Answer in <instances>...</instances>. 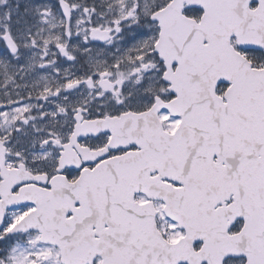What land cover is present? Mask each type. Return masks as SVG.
Masks as SVG:
<instances>
[{"label": "snow or ice", "instance_id": "6c2138e0", "mask_svg": "<svg viewBox=\"0 0 264 264\" xmlns=\"http://www.w3.org/2000/svg\"><path fill=\"white\" fill-rule=\"evenodd\" d=\"M0 264H264V0H0Z\"/></svg>", "mask_w": 264, "mask_h": 264}]
</instances>
